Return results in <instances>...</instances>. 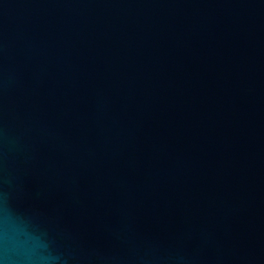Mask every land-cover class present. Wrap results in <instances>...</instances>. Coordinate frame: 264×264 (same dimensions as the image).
<instances>
[{"label": "water", "instance_id": "95a60500", "mask_svg": "<svg viewBox=\"0 0 264 264\" xmlns=\"http://www.w3.org/2000/svg\"><path fill=\"white\" fill-rule=\"evenodd\" d=\"M0 264H264V0H0Z\"/></svg>", "mask_w": 264, "mask_h": 264}]
</instances>
